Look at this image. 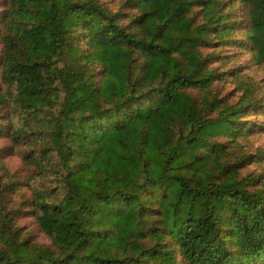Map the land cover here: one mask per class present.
Listing matches in <instances>:
<instances>
[{
  "label": "trees",
  "instance_id": "obj_1",
  "mask_svg": "<svg viewBox=\"0 0 264 264\" xmlns=\"http://www.w3.org/2000/svg\"><path fill=\"white\" fill-rule=\"evenodd\" d=\"M113 1L0 10V139L23 148L27 170L10 172L0 148V264H264V178L243 176L246 157L217 141L246 135L241 119L264 104L257 88L219 96L207 51L237 8ZM239 1L264 64V0Z\"/></svg>",
  "mask_w": 264,
  "mask_h": 264
},
{
  "label": "rangeland",
  "instance_id": "obj_2",
  "mask_svg": "<svg viewBox=\"0 0 264 264\" xmlns=\"http://www.w3.org/2000/svg\"><path fill=\"white\" fill-rule=\"evenodd\" d=\"M107 1L112 7L117 8L115 1ZM230 1L234 4L232 8H237L235 11L237 18L235 21L233 20L234 31L227 37V41L222 47L218 45L207 50L217 54L218 57L213 65L217 67L219 73H224L222 80L215 82L214 88L219 96H225L232 104L245 95L246 88H257L254 90L255 95L258 98L261 97L264 104V64L256 58V43L247 34L246 4L239 0ZM8 2L9 0H0V10H4ZM2 48L3 43L0 39V54ZM247 113L249 115L241 119L245 121V125L251 123V129L246 135L239 134L237 139L222 136L218 137L217 141L220 144L223 142L225 148H229V154H232L229 159L235 160L237 155L246 157L238 164L239 171L243 176L254 174V177L260 176V180H262L264 178V106L256 108L254 111H247ZM17 119L18 116H15L16 122ZM0 148L9 171L24 179L27 170L23 161V148H14L12 142L4 138L0 139ZM22 190L26 198H31L29 188L24 187ZM14 198L19 200L18 196V199ZM19 223L24 230L31 232L35 242L51 245V240L41 232L35 219L28 213H24L19 218Z\"/></svg>",
  "mask_w": 264,
  "mask_h": 264
}]
</instances>
